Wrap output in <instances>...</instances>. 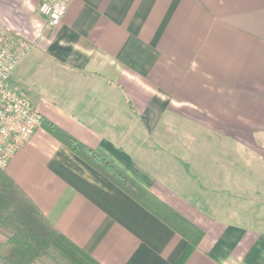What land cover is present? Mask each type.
Masks as SVG:
<instances>
[{
  "label": "crops",
  "instance_id": "0c3cea01",
  "mask_svg": "<svg viewBox=\"0 0 264 264\" xmlns=\"http://www.w3.org/2000/svg\"><path fill=\"white\" fill-rule=\"evenodd\" d=\"M41 1L0 0V29L30 46L8 85L203 234L41 124L7 175L100 264H264V0H64L52 29Z\"/></svg>",
  "mask_w": 264,
  "mask_h": 264
},
{
  "label": "trees",
  "instance_id": "16d2710c",
  "mask_svg": "<svg viewBox=\"0 0 264 264\" xmlns=\"http://www.w3.org/2000/svg\"><path fill=\"white\" fill-rule=\"evenodd\" d=\"M41 126L192 244L202 230L178 216L137 181L46 118ZM184 223L185 226L178 225ZM0 264H100L58 231L16 182L0 168Z\"/></svg>",
  "mask_w": 264,
  "mask_h": 264
},
{
  "label": "built area",
  "instance_id": "2783aa9c",
  "mask_svg": "<svg viewBox=\"0 0 264 264\" xmlns=\"http://www.w3.org/2000/svg\"><path fill=\"white\" fill-rule=\"evenodd\" d=\"M66 10L64 0H42L37 8L45 29L57 26ZM29 48L24 40L11 37L0 29V168L7 165L40 125V115L31 100L8 85L10 74Z\"/></svg>",
  "mask_w": 264,
  "mask_h": 264
},
{
  "label": "rangeland",
  "instance_id": "374dc122",
  "mask_svg": "<svg viewBox=\"0 0 264 264\" xmlns=\"http://www.w3.org/2000/svg\"><path fill=\"white\" fill-rule=\"evenodd\" d=\"M11 85H12V83H11ZM13 86H16V85H13Z\"/></svg>",
  "mask_w": 264,
  "mask_h": 264
}]
</instances>
